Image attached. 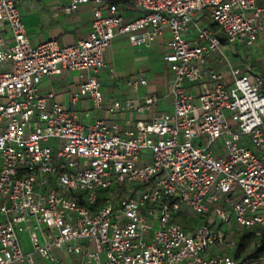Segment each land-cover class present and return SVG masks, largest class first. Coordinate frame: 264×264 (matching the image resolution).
Listing matches in <instances>:
<instances>
[{"label": "built area", "instance_id": "obj_1", "mask_svg": "<svg viewBox=\"0 0 264 264\" xmlns=\"http://www.w3.org/2000/svg\"><path fill=\"white\" fill-rule=\"evenodd\" d=\"M20 2L0 0L11 35L9 45L0 40V264H34L22 229L50 264L55 249L81 264H264L234 256L242 231L264 241V83L232 65L210 27L248 50L264 41V0H69V11L94 8L87 36L65 46L32 44ZM124 7L140 16L125 22ZM165 28L171 111L124 131L83 121L73 105L101 107L97 74L112 40L149 48ZM214 54L229 85L205 67ZM64 72L83 80L68 108L38 89ZM157 102L155 93L111 100L108 112L145 114Z\"/></svg>", "mask_w": 264, "mask_h": 264}, {"label": "crops", "instance_id": "obj_2", "mask_svg": "<svg viewBox=\"0 0 264 264\" xmlns=\"http://www.w3.org/2000/svg\"><path fill=\"white\" fill-rule=\"evenodd\" d=\"M68 5L69 0H21L19 4L21 20L32 44L55 40L60 46H65L87 36L93 4L79 5L73 11L68 10ZM122 11L125 22L140 16L139 12L129 7H124ZM0 40L4 44H11V35L7 27H0ZM168 41L167 28L151 43L149 48L133 47L123 36L114 38L103 55L105 68L97 74L102 99L101 107L93 110L88 98H82L73 105V108L81 113L82 120L85 122L103 120L107 127L117 125L120 130L124 131L133 129L139 121L150 123L158 114L170 112L172 101L169 96V82L172 75L168 71V65L163 61L164 55L168 52ZM255 47L259 48V53H257L258 50L253 49ZM248 50L250 53L247 57H239L241 63L238 66L251 69L262 78L264 83V41L259 39ZM216 58L217 55L207 60L205 67L224 74V84L229 85L230 78L226 74L225 67L218 64ZM237 61L230 60L232 65ZM80 74L79 72H64L61 75L45 77L39 85V93L53 92L55 100L68 108L70 107V95L78 90L83 81L79 78ZM138 75L145 79L146 85L139 86L135 90L126 87L125 82ZM186 89L192 90L191 84H186ZM149 93H155L158 97L157 105L151 112L145 114L108 112L111 100L132 99L140 102ZM17 234L23 252L31 255L34 264H50L32 251L27 232L22 229ZM53 252L59 260L56 264H81L80 256L70 255L65 249H55ZM12 264L19 263L13 262Z\"/></svg>", "mask_w": 264, "mask_h": 264}, {"label": "trees", "instance_id": "obj_3", "mask_svg": "<svg viewBox=\"0 0 264 264\" xmlns=\"http://www.w3.org/2000/svg\"><path fill=\"white\" fill-rule=\"evenodd\" d=\"M214 34L220 39L219 33L214 29V25L211 26ZM221 43L225 42L224 39H220ZM234 256L237 260L243 263H250L255 259L264 256V241L255 243L252 240V233L248 230H244L240 233L239 240L234 250Z\"/></svg>", "mask_w": 264, "mask_h": 264}, {"label": "rangeland", "instance_id": "obj_4", "mask_svg": "<svg viewBox=\"0 0 264 264\" xmlns=\"http://www.w3.org/2000/svg\"><path fill=\"white\" fill-rule=\"evenodd\" d=\"M205 12H208V9L205 10ZM212 26V24H210V27ZM214 29L219 33V37L220 39H224L225 40V36L223 34V32L221 31V29L214 25ZM222 50L226 53V55L230 58V60L232 61H237V63H235L234 65L238 66L240 65V58L242 57H247V55H249L250 50H242V49H237L234 50V48L228 44L223 43L222 44ZM255 51H257L258 49L255 47L253 48ZM257 53H259V50L257 51ZM217 54H214L213 57H215ZM212 57V58H213ZM240 57V58H239Z\"/></svg>", "mask_w": 264, "mask_h": 264}]
</instances>
